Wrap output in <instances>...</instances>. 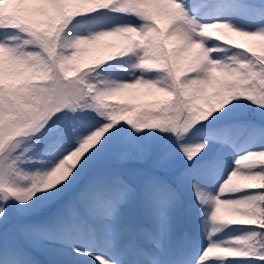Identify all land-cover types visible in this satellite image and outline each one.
<instances>
[{"label": "snow or ice", "instance_id": "6c2138e0", "mask_svg": "<svg viewBox=\"0 0 264 264\" xmlns=\"http://www.w3.org/2000/svg\"><path fill=\"white\" fill-rule=\"evenodd\" d=\"M0 264H264V0H0Z\"/></svg>", "mask_w": 264, "mask_h": 264}, {"label": "rangeland", "instance_id": "374dc122", "mask_svg": "<svg viewBox=\"0 0 264 264\" xmlns=\"http://www.w3.org/2000/svg\"><path fill=\"white\" fill-rule=\"evenodd\" d=\"M239 39V38H237ZM153 97L145 95L142 91L131 90L120 94L116 97H113L114 100H119L121 102L133 103V104H142L148 99H152ZM36 258L39 260L45 259V257L40 254L36 253Z\"/></svg>", "mask_w": 264, "mask_h": 264}, {"label": "trees", "instance_id": "16d2710c", "mask_svg": "<svg viewBox=\"0 0 264 264\" xmlns=\"http://www.w3.org/2000/svg\"><path fill=\"white\" fill-rule=\"evenodd\" d=\"M92 55H93V53L86 52V53L83 54L82 59L85 60V61H88V60L91 59Z\"/></svg>", "mask_w": 264, "mask_h": 264}]
</instances>
